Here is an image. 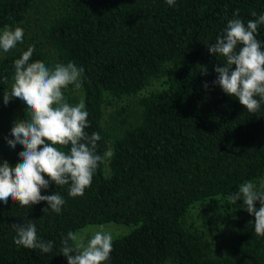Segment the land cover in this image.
I'll return each mask as SVG.
<instances>
[{
	"label": "trees",
	"instance_id": "16d2710c",
	"mask_svg": "<svg viewBox=\"0 0 264 264\" xmlns=\"http://www.w3.org/2000/svg\"><path fill=\"white\" fill-rule=\"evenodd\" d=\"M34 8L43 12L42 39L0 57V93L14 83V61L29 46L35 48L30 62H74L84 69L82 86L64 91L84 100L85 132L101 137L98 154L111 149L114 155L97 168L83 196L71 197L70 185L54 182L41 190L65 199L59 214L44 212L47 202L21 207L0 201V264H68L61 254L68 232L108 222L134 228L113 239L104 264H264V237L250 224L255 217L242 200L227 199L249 181L264 191V101L250 113L214 84L225 59L207 47L231 19L247 23L264 15V0H175L173 6L166 0H0V30L25 32ZM255 35L264 50V25ZM153 83L158 86L149 89ZM127 98L126 106L115 104L109 115L116 121L105 127L106 106ZM12 114L26 118V110L0 105V138ZM23 150L11 147L0 164L14 166ZM196 203L212 213L231 210L236 220L215 234L186 226ZM29 222L39 239L54 243L51 252L14 243V225Z\"/></svg>",
	"mask_w": 264,
	"mask_h": 264
},
{
	"label": "clouds",
	"instance_id": "9594fccd",
	"mask_svg": "<svg viewBox=\"0 0 264 264\" xmlns=\"http://www.w3.org/2000/svg\"><path fill=\"white\" fill-rule=\"evenodd\" d=\"M166 2L169 6L175 4V0ZM252 15L256 17L255 12ZM234 16H239V9ZM260 25H264V15L247 23L233 18L216 42L207 46L211 54L225 59L224 66L215 68L218 76L213 83L226 94L238 98L250 113L257 112L264 101V50L255 35ZM23 39L21 27L5 26L0 30V50L7 53L18 43H23ZM34 51V46H29L22 57L14 61V83L11 90L4 93L5 104L13 97L25 102L26 118L14 123L11 129L14 139L7 140L13 149L19 145L24 150L19 153V162L14 166L7 160L0 164V201L5 204L9 200L19 202L21 207L47 202L49 207L44 212L50 209L59 214L65 199L58 192L42 195L41 190L48 189L54 182L59 187L70 185L68 194L71 197L83 196L86 188L91 186L97 168L114 153L109 149L103 155L98 154L99 133L93 132L89 136L85 132L89 127V113L84 100L72 105L65 98L64 89L70 85L82 86L84 69L74 62L57 63L53 67L40 60L30 62ZM204 87L208 88V84ZM69 145L68 152L61 150ZM227 199L230 204L243 201L244 209L255 217L250 221V224L254 223L255 234L264 237V191H257L256 185L249 181L241 184ZM14 227L17 246L40 249L45 253L52 251L54 243L38 238L35 223ZM112 250L110 232L96 231L85 242L70 231L62 242L61 254L68 264H104Z\"/></svg>",
	"mask_w": 264,
	"mask_h": 264
},
{
	"label": "rangeland",
	"instance_id": "374dc122",
	"mask_svg": "<svg viewBox=\"0 0 264 264\" xmlns=\"http://www.w3.org/2000/svg\"><path fill=\"white\" fill-rule=\"evenodd\" d=\"M43 12H37V10L31 9L30 12H28L27 17L25 19V32H24V43H30L32 40H38L42 39V37L39 35V27L38 23L40 21L41 15ZM20 46V43H18L17 47ZM16 47V48H17ZM13 50V49H12ZM2 50H0V57L5 55ZM158 86V84H152L149 86V89H152L153 87ZM12 85L8 89L2 90L0 93V105L3 107H8L10 109L15 110L17 113L19 110L23 111L26 110V104L19 98L13 97L12 100L8 103H4V93L8 90H11ZM65 98L69 104L76 105L79 102L75 101V97L79 98L80 93L75 90H69L64 91ZM128 103H130V98L118 100L117 103L114 104H108L106 107V113H105V127L108 125V123L114 122V119L110 118V113L114 111L116 108L115 104H120L126 106ZM18 120L17 116L12 114L11 116L7 117L5 120V130L3 136L0 138V156L5 154L6 152H9V149L11 146L7 143L8 139H14V137L11 136V129L14 125V123ZM264 183V177L261 180L260 184ZM222 203L224 205H227V201L223 200ZM236 218L234 213L231 210L228 211H221L220 213H212L209 212L202 203H196L194 204L191 209L187 212L184 222L186 226L189 227H197L201 230L207 231L210 234H215L217 232L218 228L224 227H231ZM134 228V225H126L121 223H115V222H108V223H102V224H89L86 225L80 229H78L75 233H77L80 237L84 238L85 242L87 239H89L96 231H106L110 232L113 236V239L123 236L127 233H129Z\"/></svg>",
	"mask_w": 264,
	"mask_h": 264
}]
</instances>
